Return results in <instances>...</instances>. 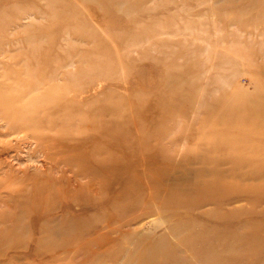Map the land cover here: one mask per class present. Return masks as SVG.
<instances>
[{
    "label": "rangeland",
    "instance_id": "1",
    "mask_svg": "<svg viewBox=\"0 0 264 264\" xmlns=\"http://www.w3.org/2000/svg\"><path fill=\"white\" fill-rule=\"evenodd\" d=\"M0 91V264H264V0H0Z\"/></svg>",
    "mask_w": 264,
    "mask_h": 264
},
{
    "label": "bare ground",
    "instance_id": "2",
    "mask_svg": "<svg viewBox=\"0 0 264 264\" xmlns=\"http://www.w3.org/2000/svg\"><path fill=\"white\" fill-rule=\"evenodd\" d=\"M10 95L11 94H7V93H4V92L0 91V105L11 106L12 105V98H10ZM14 109H16V108H14ZM49 126H51V125H49ZM44 131H48V132H44ZM25 132H27V131H25ZM33 133L39 135V137H33L32 136ZM33 133H29L26 136H23V139L24 140H28V139H30V137L36 139L35 142L33 141L34 144L38 147L36 150H38L40 153H42L43 159H45V161H43L40 164V167H35V172L38 175H35L36 177L35 176H33V177L36 178V180H37L38 183H45L46 182L47 184H50V185L60 184L61 182H64V184H66V183L67 184L68 183H76L77 182V179L76 178H79V177L80 178L90 177V176L94 177L96 175V173L99 174V173L104 172L106 170L107 171L110 170V174L111 173L112 174L113 173L115 174V173H120L122 167H124L125 169H127L128 164L125 165V164H122L121 163L120 165L117 166L116 163H112L113 165H109L107 163H104V164H101V165L96 166L95 168H93V166L92 167L91 166L90 167L88 166L86 168H81V169H77V170H73L71 168H65L66 170H63L64 172L63 173H60L61 172V169L59 168V166L61 164L59 163L60 162L59 159L62 157V155H63L62 153L64 152V150L65 149H68L67 147H69V146L64 145V144H61V143L64 142L65 140H67V139L70 140V137H68L66 139V137L63 136V134H62L61 131L53 130V131L50 132L49 131V128L47 126H43V125H40V124H36L34 126ZM100 135H101V133H100ZM112 135H114V134H112ZM51 138H54V140L51 141L50 143H45V142L51 140ZM100 139H102V138H100ZM60 141H62V142H60ZM25 142H27V141H25ZM94 142H97V141H94ZM94 142L93 143L88 142V143H90L91 144L90 146L92 147V144H94ZM43 143L45 144V147H42L41 148V146H42ZM73 143H74V141H73ZM86 144H87V142H86ZM78 145H79V142H78ZM76 147H77V145H76ZM83 147H84V145H83ZM83 147H81V148H83ZM85 147H87V145H85ZM91 147H88V148L91 149ZM72 148H73V146H72ZM76 150H80V148L79 149H76ZM65 154H66V152H65ZM29 157H31V156H29ZM30 160H32V159H30ZM47 161L50 162L49 165L47 164ZM67 162H68V160L63 161V163H65V164H67ZM130 164L131 163H129V165ZM69 172L72 173L71 177H67L65 175V173H69ZM110 176H112V175H110ZM112 179H114L113 182H117V179L118 178L116 177V175H114V177L112 176Z\"/></svg>",
    "mask_w": 264,
    "mask_h": 264
}]
</instances>
